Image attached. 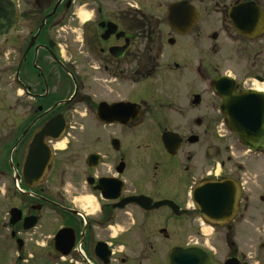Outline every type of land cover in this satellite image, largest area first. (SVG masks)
<instances>
[{
  "label": "flooded vegetation",
  "instance_id": "obj_1",
  "mask_svg": "<svg viewBox=\"0 0 264 264\" xmlns=\"http://www.w3.org/2000/svg\"><path fill=\"white\" fill-rule=\"evenodd\" d=\"M11 1L16 26L0 39L5 264L33 258L57 264H264V163L250 165L260 180L249 182V164L238 169L239 150L231 138L220 129L199 131L205 122L228 120L225 97L214 90L224 75L237 81L234 93L248 92L250 113L264 119V98L258 95L264 93V32L238 34L229 13L237 1H255L264 11L262 1ZM181 1L200 15L187 33L168 21L169 8ZM157 7L167 9L165 33ZM203 7H215L211 12L218 15L219 33L211 36L236 43L232 56L216 64L215 99L206 109L204 32L198 28L208 10ZM166 47L170 62L157 81ZM191 75L199 91L190 99L156 93L181 92ZM61 119L59 136L43 137L30 154L38 131ZM165 133H175L179 146L168 150ZM245 149L254 159L264 157V149ZM216 183L227 184L222 195L210 186ZM36 230L46 242L36 237L32 244Z\"/></svg>",
  "mask_w": 264,
  "mask_h": 264
},
{
  "label": "water",
  "instance_id": "obj_2",
  "mask_svg": "<svg viewBox=\"0 0 264 264\" xmlns=\"http://www.w3.org/2000/svg\"><path fill=\"white\" fill-rule=\"evenodd\" d=\"M185 5H188V3L177 2L172 4L169 9L168 20L173 27L186 32L191 30L193 26L192 22L196 20L197 15L194 7H186ZM234 13H237L238 19L234 17ZM230 18L240 34H248L247 32L251 30H264V14L255 2H239L235 4L231 9ZM16 19V3L11 0H0V39L4 38L7 32H12L15 29ZM214 37H216V35H214ZM215 85L217 93L225 97L223 109L228 115V124L231 129L240 135L241 139L247 146H250L253 149H264V119L261 121L256 118L255 115L250 113L249 109L251 104L254 105V102L251 103L249 101L250 95L248 92L234 93L233 86L236 85V81L227 76L219 78L215 82ZM220 85H222V87H220ZM227 86H230V88L227 89ZM258 95H261L264 98L263 93H259ZM199 100L200 97L195 96V101L198 102ZM63 128L64 122L62 119L60 121L55 120V122H47L35 136L34 143L31 146L29 153L32 154L33 152H36L37 143L43 137H58L63 131ZM54 130L57 131L56 134L53 133ZM172 141H174L175 144H173ZM163 142L165 147L168 150H171L179 146L180 140L176 139L175 133H165L163 135ZM47 151L48 150H46L45 153L49 157V151ZM43 173L44 170L39 172V174ZM210 186L215 188V193L217 195H222L227 184L216 183ZM199 190L201 192L203 188H200ZM34 225V223L31 224L29 228ZM66 229L67 228L61 230L57 235V242ZM62 254L64 256L69 254V243L66 245V249L62 250Z\"/></svg>",
  "mask_w": 264,
  "mask_h": 264
},
{
  "label": "rangeland",
  "instance_id": "obj_3",
  "mask_svg": "<svg viewBox=\"0 0 264 264\" xmlns=\"http://www.w3.org/2000/svg\"><path fill=\"white\" fill-rule=\"evenodd\" d=\"M217 1L219 0H200V2H198L199 4H202L203 6L205 5H211V4H215ZM229 1V0H228ZM262 1V4H264V0H260ZM228 3V2H227ZM208 9L206 11H204L205 13L202 15V19H200L199 21V25L198 28L200 30H202L204 32V48H203V57H204V65L206 67V75H205V87H204V91H203V106L206 109L207 106L211 105V103L214 101V94H213V85H212V80L218 76V71L215 70L216 64L219 62L220 58L222 57H231L232 53H233V49L236 47V43H231V40L228 38L226 39L225 37L223 39H220L218 42L216 41V39H214L211 36L212 32H218L217 27L215 26V23L218 21L216 20L217 16L214 12V8L215 7H203V9ZM159 7H157V10H155V12L157 14H159L163 21H162V25L161 28L163 30V33H165V16H166V11H162L160 12ZM219 33V32H218ZM195 33L189 37H194ZM191 39V38H189ZM192 40H189V51H194V49L190 48L192 47L191 42ZM227 46L228 49H224L222 51L217 52L215 47H220V46ZM243 45V43H242ZM231 46V47H229ZM163 51L166 53L159 61H158V66L161 69V73H157V75L155 76L156 80L159 81L160 78L164 77V73L166 74L165 71H163L165 68H167L168 63L170 62L169 60V56L167 55V52H169V48H164ZM190 56V55H189ZM187 63L189 64V67L191 69L194 70L195 68V64H196V60L195 58H192L190 56V58H188ZM191 70V72L193 71ZM210 71V73H209ZM226 69H221L220 72H225ZM194 75H195V71ZM229 72V71H228ZM232 75H235V72L232 71ZM194 75L189 76L188 79V84L187 87H184L183 90H181V92L176 91L174 89H170L168 91V89L166 90H161L160 88L156 89V93L161 95V99H190V95L195 92V91H199L196 89V79L194 77ZM155 81V80H154ZM162 80H160L161 82ZM156 82V81H155ZM156 85V84H155ZM139 89V88H138ZM143 91V90H141ZM168 91V92H166ZM145 93V91H144ZM179 93V94H178ZM159 99V98H158ZM190 122L192 118H188ZM192 122L187 123L186 127L184 128V133L187 134L189 132V128L191 126ZM221 127V124H209L207 122L203 123L201 125V127L199 128V131L201 133L205 132V131H219ZM195 128V127H194ZM219 133L221 134H226V136L228 135L229 138H231V141L235 143L234 148L238 149L239 151L236 153L235 155V159H236V163L238 166V169L241 168V166H246L248 165L249 169L251 170L247 172L246 175V179L250 182V181H255V180H260L259 177L255 176L254 172H252V168L250 167V165H253L255 167V164L258 163H264V157L259 156L256 157L257 159H254L253 156L249 155V153H246L245 147L244 145H242L238 140H237V136H235L230 129L228 128V126H222V131L220 129ZM214 134V133H212ZM63 146V145H62ZM251 163V164H250ZM259 167V166H258ZM246 170V168L244 169ZM6 204L5 202L0 203V220L5 221V215H4V211L6 210L5 208H3ZM3 208V209H2ZM2 209V210H1ZM37 231V230H36ZM45 235H48L49 233L46 232H50L49 229H44ZM40 232L37 231V233H35V235L33 234V241L32 244H36V237H39L38 240L40 243H43L47 241V238L44 237L43 235L40 236L38 235ZM42 233V232H41ZM30 238H32L30 236ZM34 248L30 249V252H32L34 254ZM5 258H6V254L3 250H0V264H5ZM29 264H57L55 261H50V262H45V261H40V260H36V258L30 259L29 260Z\"/></svg>",
  "mask_w": 264,
  "mask_h": 264
}]
</instances>
